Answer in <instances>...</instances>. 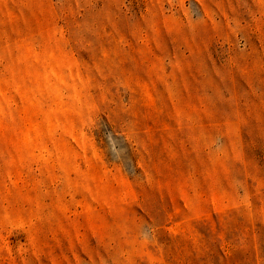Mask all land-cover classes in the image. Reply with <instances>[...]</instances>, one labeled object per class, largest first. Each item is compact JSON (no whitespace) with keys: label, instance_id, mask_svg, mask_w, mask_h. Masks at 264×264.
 Returning a JSON list of instances; mask_svg holds the SVG:
<instances>
[{"label":"rangeland","instance_id":"rangeland-1","mask_svg":"<svg viewBox=\"0 0 264 264\" xmlns=\"http://www.w3.org/2000/svg\"><path fill=\"white\" fill-rule=\"evenodd\" d=\"M0 264H264V0H0Z\"/></svg>","mask_w":264,"mask_h":264}]
</instances>
